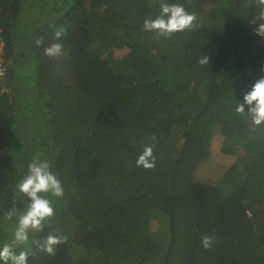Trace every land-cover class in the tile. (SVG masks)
<instances>
[{"label": "trees", "instance_id": "16d2710c", "mask_svg": "<svg viewBox=\"0 0 264 264\" xmlns=\"http://www.w3.org/2000/svg\"><path fill=\"white\" fill-rule=\"evenodd\" d=\"M161 2L195 12L198 27L146 31ZM257 12L255 0H0V246L39 154L64 196L42 194L55 215L29 242L50 231L67 241L28 264H264V123L236 112L264 75ZM54 42L60 55H44ZM216 132L235 157L204 181ZM153 135L155 167L137 166Z\"/></svg>", "mask_w": 264, "mask_h": 264}, {"label": "clouds", "instance_id": "9594fccd", "mask_svg": "<svg viewBox=\"0 0 264 264\" xmlns=\"http://www.w3.org/2000/svg\"><path fill=\"white\" fill-rule=\"evenodd\" d=\"M255 4L258 12L249 23L255 26L253 31L264 38V0H255ZM196 19V13L188 12L181 4L161 2L160 14L155 18H146L143 27L146 31H153L168 38L173 33L198 27L194 23ZM257 21H259L258 24ZM65 34L66 29L61 27L54 32V37L58 41ZM42 42V37L35 41L37 46H40ZM62 48L63 45L59 42L51 43L44 48V55L58 56ZM209 60L208 56L201 55L197 62L205 65ZM260 71L264 72V66H261ZM245 106H247V111ZM236 112L250 117L255 126L264 123V75L257 78L250 89L244 92L243 102L237 104ZM150 139L153 144L145 145L136 160L137 166L146 169L155 167L153 148L157 137L153 135ZM51 168V164L47 160L40 159L37 154L28 164L27 174L17 182L13 201L17 196L22 195L27 198L28 203L19 213L13 204L6 214L9 219L14 215L17 216V221L11 240L0 246V262L3 264H28L29 257H36L38 253L54 255L56 246L67 241L66 236L55 235L50 231L47 235L29 242V233L43 232L46 226L50 228V220L55 215L53 202L42 194H50L56 198L64 196L62 182ZM214 239V236L205 234L201 237V244L206 249L210 248Z\"/></svg>", "mask_w": 264, "mask_h": 264}, {"label": "rangeland", "instance_id": "374dc122", "mask_svg": "<svg viewBox=\"0 0 264 264\" xmlns=\"http://www.w3.org/2000/svg\"><path fill=\"white\" fill-rule=\"evenodd\" d=\"M212 142L211 157L208 159V161H204L203 165L201 166V172L204 174L198 172L199 174L195 176L198 179L203 178L204 181H213L215 178H218V176H221L223 172L222 170L226 168L235 157L233 153H225L221 151L219 148L221 136L217 132L213 135Z\"/></svg>", "mask_w": 264, "mask_h": 264}, {"label": "built area", "instance_id": "2783aa9c", "mask_svg": "<svg viewBox=\"0 0 264 264\" xmlns=\"http://www.w3.org/2000/svg\"><path fill=\"white\" fill-rule=\"evenodd\" d=\"M4 50V42L2 36L0 35V87H2L1 85L3 83V77L6 71V59Z\"/></svg>", "mask_w": 264, "mask_h": 264}]
</instances>
